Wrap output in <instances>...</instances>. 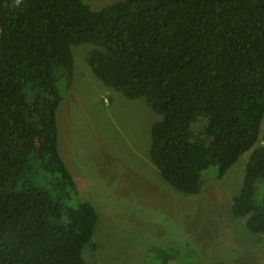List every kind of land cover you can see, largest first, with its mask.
<instances>
[{"label": "trees", "instance_id": "16d2710c", "mask_svg": "<svg viewBox=\"0 0 264 264\" xmlns=\"http://www.w3.org/2000/svg\"><path fill=\"white\" fill-rule=\"evenodd\" d=\"M86 41L95 76L161 115L149 155L171 186L199 193L209 168L223 178L250 151L232 211L264 232V0H0V264H94L83 249L98 216L68 202L56 114L71 45ZM157 246L159 264L180 256Z\"/></svg>", "mask_w": 264, "mask_h": 264}, {"label": "rangeland", "instance_id": "374dc122", "mask_svg": "<svg viewBox=\"0 0 264 264\" xmlns=\"http://www.w3.org/2000/svg\"><path fill=\"white\" fill-rule=\"evenodd\" d=\"M84 1L98 10L124 0ZM95 47L71 45L73 80L67 90L58 83L63 99L56 112L58 149L78 190L68 202L87 200L98 216L83 257L94 264H159L152 251L158 245L179 248L168 264H264V232L250 231L232 211L250 151L223 178L209 168L199 193L171 186L149 155L151 128L161 115L142 97L128 98L95 76L87 64ZM259 138L264 144V117ZM263 193L264 181L259 200Z\"/></svg>", "mask_w": 264, "mask_h": 264}]
</instances>
